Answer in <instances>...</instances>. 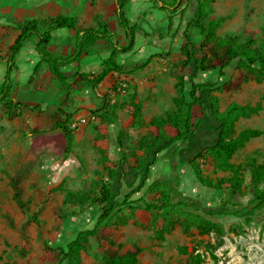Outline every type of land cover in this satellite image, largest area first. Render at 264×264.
<instances>
[{"label": "rangeland", "instance_id": "obj_1", "mask_svg": "<svg viewBox=\"0 0 264 264\" xmlns=\"http://www.w3.org/2000/svg\"><path fill=\"white\" fill-rule=\"evenodd\" d=\"M24 4H28L24 8L29 11L68 13L88 24H95L93 16L98 10L114 12V6L108 0H0V14L17 12ZM195 4L192 1L187 6L183 19L181 9L185 4L181 6L173 21L168 17L171 12L159 10L151 1L144 4L135 53L118 54L121 71L109 73L97 85L85 79L80 80L78 86L69 82L76 70L93 68L84 64V60L93 50H100V47L104 50L105 44L108 48V43L90 45L80 63L61 67L67 76L65 81L52 75L44 64L32 80L15 84L12 97L25 104L20 108V114L9 116L6 106L0 105V264H58L61 249L66 248L77 232L95 226L100 207L92 204V198L100 195L102 184H110L112 196L120 200L126 192L141 184L142 171H133L121 159L131 152L144 156V138L152 128V119L155 116L166 118L178 109L175 103L178 49ZM210 4L212 12L203 22L220 19L221 23L215 29L218 36L232 35L243 44L260 45L264 32V0H213ZM108 20L112 22L111 17ZM17 29V25L10 26L0 20V58L7 56ZM202 40L203 36L194 35L197 48ZM53 43L54 53L69 54L74 44V32L69 29L55 31ZM155 53L160 56L147 62ZM236 64L237 60L232 62L225 70V76H220L217 69L203 71L196 81H216L218 89L214 94L219 98L220 110L231 102L262 105L257 113L236 122V135L246 128L262 131L260 136L246 141L232 158V162L242 166L245 178L242 189L236 193L217 192L203 185L193 168L185 163L179 168L181 180L176 193L185 200H201L206 207H218L223 199L228 200L230 213L207 214L203 209L178 208L164 214L171 222L165 230L163 219L154 212L127 206L108 219L112 229L109 243L112 249L122 253L138 244L143 249L139 255L140 264H264V209L250 216L242 211L253 197L249 161L264 162V78L248 72V78L240 87L221 89L219 86L230 78ZM192 69L190 66L186 74L187 90L190 89ZM123 82H126L125 86H121ZM204 97L208 104L206 93ZM138 101L141 102V120H134L131 105ZM65 108L72 114L93 113L98 119L66 134L63 129L55 128L56 119L65 115ZM202 123L203 126L182 144L180 141L172 144V162L166 161L159 170V185L147 191L149 175L143 187L147 200H155L162 192L169 191L166 184L172 186V169L180 161L194 158L207 178L232 175V171L218 168L210 155L195 158L217 139V121L208 105ZM120 131L124 132L123 145L120 144ZM46 158L54 163L47 165ZM62 163H66L65 168ZM14 176L22 179L25 208L14 199ZM38 210L40 227L27 226L30 241L27 249L23 245L21 225L30 221L32 213ZM58 216L63 217L61 222ZM46 244L56 252H48ZM96 244V240L89 239L78 259L64 264H105L104 252Z\"/></svg>", "mask_w": 264, "mask_h": 264}, {"label": "trees", "instance_id": "obj_2", "mask_svg": "<svg viewBox=\"0 0 264 264\" xmlns=\"http://www.w3.org/2000/svg\"><path fill=\"white\" fill-rule=\"evenodd\" d=\"M129 0H113L115 4V13L117 15L121 29L124 32L126 43L122 44L119 39V33L111 29L109 23L103 19L101 13H97L94 17L95 24L91 26L81 27L78 25L76 17L67 15H58L50 17H27L17 18V36L9 46V59L5 79L0 85V105H5L9 116H17L20 114V108L25 104L16 101L12 97V72L18 69V54L21 49L27 46L28 41L37 36L34 43V49L37 51L40 61L35 65L34 72L45 63L52 75L58 77L61 81H65L67 76L61 70V67L71 63L80 62L88 53V47L98 40H103L111 45V52L108 58L103 60L102 67L98 72H75L72 86H78L79 81L85 79L87 82L97 85L102 82L110 72H120L122 65L117 61V55L120 53L131 52L136 44V35L138 29H142L141 23L132 21L127 14L126 4ZM159 10L169 11V19L173 21L175 15L181 9V19L187 6L195 1L193 16L187 21L182 32L183 42L179 45V63L177 64V92L175 103L178 106L177 111L171 113L166 118L155 116L151 125L152 128L149 135L144 139L146 152L144 156H140L135 152L124 154L121 161L125 162L133 171H142L143 179L137 190L131 191L125 195L122 200H118L112 196L111 186L104 183L101 186L100 195L92 198V203H98L100 206V215L93 228H87L79 231L75 238L67 243L66 248L61 249L58 264H64L66 261L73 263L78 259L80 250L84 247L86 241L95 239L97 247L104 252L105 264H138V255L142 252V247L138 244L132 245L126 252L120 254L117 250L110 247L112 229L108 223V219L122 211L124 206L131 208L145 209L154 212L158 217L162 218V226L168 230L171 222L167 217L169 212L182 207L193 208L197 211L204 210L207 214H228V200L223 199L221 206H203L201 200L198 199H182L176 193L179 191L181 165L188 163L198 178L205 186L216 190L217 192L231 191L236 193L241 191L245 181L241 172L242 166L232 162V158L237 150L242 147L250 138L260 136L262 131L254 128H246L239 134L236 133V122L241 117H249L262 108L261 103L256 105L241 104L238 102L229 103L224 110H220L219 98L214 92L218 89L216 81L206 80L203 82L196 81L200 72H209L218 70L220 76H225V70L229 68L233 61L237 60V64L230 75V78L219 86L221 89H235L240 87L242 82L248 78L247 73H256L259 78H264V32L263 38L259 46H249L238 42L235 36L229 35L220 37L216 34L215 29L221 23L220 19L211 18L206 23L203 19L212 12L211 2L213 0H150ZM58 28L72 29L75 32L74 44L69 54H56L50 50V46L54 41V30ZM194 35L203 36V40L197 48L194 41ZM160 54H152L147 62L152 61ZM146 62V63H147ZM193 66L190 72V89H186V74L188 68ZM204 93L208 104L205 101ZM189 94V95H188ZM207 105L212 116L217 121V139L216 141L205 147L204 151L197 154V157H206L210 155L215 161L218 168L222 170L232 171L230 177L212 179L204 177L201 173L199 165L195 159L189 161H180L173 166L172 186L166 184L169 191H164L155 200H147L144 196L137 199H131V195L141 190L147 182L152 166L159 159V154L170 149L172 144L180 141L181 144L188 139L196 130L203 126V119L207 115ZM26 107H29L26 105ZM131 113L134 120H141V102H135L131 105ZM73 114L65 117L61 114L56 119L55 128H61L66 134L72 133L68 123ZM124 132L120 131V144L123 145ZM251 172V186L253 188V197L249 203L243 208L244 215L250 216L258 210L264 209V162L259 163L255 159L249 161ZM14 187V199L21 208L26 207L23 199V186L20 176L12 178ZM158 182H153L148 186V190H153ZM44 198V197H43ZM42 198V199H43ZM47 199V198H46ZM167 213L165 216L164 214ZM238 214L239 212H234ZM39 210L32 213L31 220L21 225L23 245L27 249L30 248L27 226L30 224L40 227ZM201 218V216H197ZM63 217L58 216L61 222ZM14 225V223L12 222ZM50 253H55L56 249L46 244L45 248Z\"/></svg>", "mask_w": 264, "mask_h": 264}, {"label": "crops", "instance_id": "obj_3", "mask_svg": "<svg viewBox=\"0 0 264 264\" xmlns=\"http://www.w3.org/2000/svg\"><path fill=\"white\" fill-rule=\"evenodd\" d=\"M28 1H31V0H28ZM35 1L36 2L37 1L38 2H44L46 0H35ZM108 1H110V3H112V5L114 6V12L112 13L111 11H106L105 12L103 10H101V11L98 10L97 13H101L102 16H103V19L106 20L109 23L111 29H113V30H115V31H117L119 33V39H120L121 43L124 44V43H126V38H125L123 30L120 27L117 15L115 13V4H114L113 0H108ZM148 1H150V0H129L128 1V3L126 4V8L125 9L127 11L128 16L130 17V19L132 21H137V22H140V23L143 21V18H144V14L143 13H145V12L141 10V7H143L144 4H147ZM21 3H23V2H21ZM27 3H29V2H27ZM26 5H28V4H24V6L20 7V9L17 12H12V13L6 12L5 14H0V20L3 21L4 24L10 25V26H16L17 25V23H16L17 18H27V17H31V16L32 17H44V18H46V17H50V16L67 15V16L76 17L77 20H78V25L81 26V27H86V26L93 25L92 23H90V24L85 23L78 16L69 15L68 13H62V12H59V13L58 12L57 13H52V12L44 13V12L29 11V10L24 8V7H26ZM140 13H142V14H140ZM94 16H93V18H94ZM110 17L112 18V22H110L108 20ZM88 18H89L90 21H93L92 17H88ZM141 26H142V23H141ZM63 29L67 30V28L55 29L54 32H53L54 36H55V31H57V30L59 31V30H63ZM69 30H72V29H69ZM139 30H141V29H138V31H137L136 39L138 37ZM16 32H18V30ZM74 35H75V32H74ZM16 36H17V34H16ZM16 36L14 37L13 41L10 44H12L14 42ZM36 41H37V36H33L28 41L27 46L23 47L21 49L20 53L18 54L17 62H18L19 67H18V69H14L13 72H12L13 89L15 88V84L17 82L25 81L27 79L32 80L34 73H36V72H34V67L40 61V57H39L37 51L34 49V43ZM105 43H107V42H104L103 40H98L95 43V45H98V44H103L104 45ZM53 44L54 43H52L51 46ZM103 45H101V46L103 47ZM51 46L49 47L50 50H52ZM104 46L106 47V49L104 48V50H102L101 47H100L99 48L100 50H93L92 51V55H90V57L88 59L84 60V64H86V65H88L90 67H93V68H88V69H83V70L78 69L75 72H81V71H84V72H98L100 70V68L102 67L103 60L105 58H108L109 55H110V52H111V45H109L108 48H107L106 44ZM52 51L54 52V50H52ZM135 51L136 50H135V47H134V49L131 52H129V53H120L119 55L120 56H124V55H128L129 56V55H133L135 53ZM8 56H9V47H8L7 56L3 57V58H0V85L2 84V82L5 79V75H6V71H7V64H8V59H9ZM81 61H82V59H81ZM80 62H75V63H80ZM71 64H74V63H71ZM68 65H70V64H68ZM46 67H47V65H46ZM112 72H115V71H112ZM23 73H25V75H23ZM73 75H71V77H73ZM64 111H65L64 117L66 115H68V114H72V112H70L67 108H65ZM76 114H79V113H75V114H73V116L76 115ZM72 133H74V132H72ZM167 160H169V163L172 162V149H170V150L167 149L164 152H161L159 154V159L156 161V163L153 166V169L149 173V175L151 177H150V182H149V184L147 186H149L153 182H158V180H160L159 179V177H160L159 170L166 163ZM45 162H46L47 165H52L54 163V161L49 159V158H46ZM62 164H63V168H65L64 165L66 163H62ZM57 166H59V165H57ZM63 168L59 171V174L63 171ZM191 173H192V171H191ZM138 187L139 186L135 187L136 188L135 190H137ZM145 191L146 190H143V188L141 190H139V191H136L135 193H133L131 195V199L133 200V199H137V198H139L141 196H144ZM128 193H131V190L129 192H126V194H128ZM118 200H120V199H118ZM92 204L93 205H98V207H100L98 203H92ZM125 207H127V206H124L123 209ZM99 215H100V213H99ZM91 228H93V227H91ZM84 229H87V228H84ZM81 230H83V229H81ZM81 230H79V231H81ZM126 251H124V252H126ZM124 252H122V253H124ZM119 253L122 254L121 252H119ZM139 255H138V259H139ZM138 264H140V263L138 262Z\"/></svg>", "mask_w": 264, "mask_h": 264}, {"label": "built area", "instance_id": "obj_4", "mask_svg": "<svg viewBox=\"0 0 264 264\" xmlns=\"http://www.w3.org/2000/svg\"><path fill=\"white\" fill-rule=\"evenodd\" d=\"M121 86H125L126 82L120 83ZM120 86V87H121ZM98 119L96 114L93 113H82L72 116L69 120L68 126L72 132L78 131L80 128L86 126L90 122H95Z\"/></svg>", "mask_w": 264, "mask_h": 264}, {"label": "bare ground", "instance_id": "obj_5", "mask_svg": "<svg viewBox=\"0 0 264 264\" xmlns=\"http://www.w3.org/2000/svg\"><path fill=\"white\" fill-rule=\"evenodd\" d=\"M200 132V131H199Z\"/></svg>", "mask_w": 264, "mask_h": 264}]
</instances>
